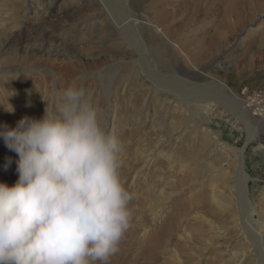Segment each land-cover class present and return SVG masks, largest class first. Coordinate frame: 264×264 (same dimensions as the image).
Returning a JSON list of instances; mask_svg holds the SVG:
<instances>
[{"label":"rangeland","instance_id":"1","mask_svg":"<svg viewBox=\"0 0 264 264\" xmlns=\"http://www.w3.org/2000/svg\"><path fill=\"white\" fill-rule=\"evenodd\" d=\"M118 1L115 11L104 8L99 26L88 20V12L79 13L80 0H53L51 5L49 0H0V133L14 129L23 117L42 118L46 102L58 106L66 88L83 86L92 94L103 124L113 128L121 142L120 176L134 195L130 227L119 249L136 246L128 258L116 254L108 264L134 257H139L138 264H178L174 255L181 264H259L261 255L264 264V248L258 254L254 240L243 232L244 211L232 188L242 162L252 208L250 229L256 231L259 225L264 247V112L247 101L256 95L257 103L264 105V0H147L138 10L149 48L146 61L162 72L179 71L184 64L188 83L195 87L189 86L188 96L178 92L174 82L135 76L126 56L100 54L95 59L111 37L104 30L111 16L123 18L124 7L133 11L130 0ZM154 9L159 21L151 17ZM41 29L50 38L33 42L30 36ZM61 46L71 53L53 51ZM197 72L198 80L193 76ZM196 86L203 89L199 98ZM251 124L258 135L246 143ZM2 143L0 135V184L12 187L19 179V156ZM157 204L158 213L152 216ZM195 217L226 229L227 242L210 238L212 227ZM184 232L195 243L183 251L176 243ZM202 233L204 240L196 238ZM163 234L172 240L158 247ZM211 239L219 244L206 249ZM184 252H196L197 257L191 261Z\"/></svg>","mask_w":264,"mask_h":264},{"label":"clouds","instance_id":"2","mask_svg":"<svg viewBox=\"0 0 264 264\" xmlns=\"http://www.w3.org/2000/svg\"><path fill=\"white\" fill-rule=\"evenodd\" d=\"M0 135L19 156L15 185L0 184V264H108L134 195L120 176L121 142L92 94L70 85L42 118Z\"/></svg>","mask_w":264,"mask_h":264},{"label":"bare ground","instance_id":"3","mask_svg":"<svg viewBox=\"0 0 264 264\" xmlns=\"http://www.w3.org/2000/svg\"><path fill=\"white\" fill-rule=\"evenodd\" d=\"M52 1L53 0H49V5L52 4ZM80 1H81V4H80V8H79V13H82L84 11L88 12V18H89L88 20H90L92 22L94 21L95 23L97 22V25H99V26H102V22L100 20L101 16L102 15H106L104 8H106L107 11H109V10L114 9L116 5H120V4H118V2H119L118 0H80ZM146 1L147 0H141V1H137L136 2L135 0H130V4L133 7V11L129 10L130 7H124V9L126 11H125V16L123 18H121V17H115L114 18L113 15L111 16V17H113V19L112 20L109 19L108 23H106L107 26L104 29V30H107V33H108L107 35H109L111 37H108V38L106 37L105 44L107 43V45L104 48H102V51L100 53L97 52L96 56L94 55L95 59L98 58V56L100 54L103 57H108V58H111V59H118V58L121 59L122 57L126 56L132 62V67L134 68L135 76L138 77V75L140 74V78H141V74H143L144 75L143 78L145 80L147 78L149 81L152 82L153 81L152 80V75H153L155 77L157 76V78H162L163 81L164 80L166 82L170 81L171 83L174 82L176 84V86L178 87L177 91L181 92L182 95L188 96L190 94V92L188 90H189V86L191 84L188 83L189 82L188 79H187L188 74H187V71H186L185 67L183 66L184 64L181 63V65L179 66V71L162 72V70L156 68L157 66L155 67L154 64H152L149 60L146 61V57H147L146 55H147V51L149 50V48H148V46H147V44L145 42V38H144L145 36H144V33H143V29H142L143 26L138 24V21H137L138 10H140L143 7V4H145ZM154 10H155V12L153 13V15L151 17L152 18H157V20L159 21V19H160V15L158 14L159 12L156 11V9H154ZM112 11H115V10H112ZM99 29H100V27H99ZM155 29L157 30V32H159L162 35H164L165 39L168 42H170L172 44L175 43L174 40H172L171 37L166 34V31L160 25H155ZM96 35H97V33H96ZM29 36L30 35L24 37V39H22L21 41L25 42L31 37L33 42L36 41V42H44V43H46L45 40H48L50 38V35L47 32H45L44 29H41L36 34H34V35L30 36V37ZM92 39H95V38H92ZM46 46L47 45H44L42 48L44 49V48H46ZM176 47L178 48L179 53H181V55H183L184 59L188 60V58H187L188 55L186 56V54L184 53L183 49L181 48V45L177 43ZM46 51L48 52L49 49H46ZM53 51L55 53H57V54H67L68 55V54L71 53V51L66 49L65 46H61L60 49H55ZM148 57H149V55H148ZM182 62H184V61H182ZM70 63L74 64L75 62L73 63V62L69 61V64ZM186 63H187V61H186ZM197 69L199 70V67ZM138 71H140V72H138ZM193 76L198 80L200 78V76H201V73L197 72ZM222 84L223 83H221V87H222V89H224L225 87L223 88ZM195 85H196V83H195ZM190 87L192 88L193 86H190ZM193 88H195V87H193ZM202 90H203L202 87L196 86L197 98L200 97V93L202 92ZM221 96H223L224 99L227 100L228 102H231V100H230V98L228 96H226L224 94H222ZM112 130H113V128H112ZM247 130H248V136H247V139H246V143L251 141L252 139H255L257 137V135H258V130L256 129V127L252 126V124L250 126H248ZM2 144L5 145L4 143H2ZM7 154L8 153H6V150L3 149V154L2 155L5 158V163L8 160V155ZM166 156L168 158H170L171 155H166ZM148 160H150V159H148ZM247 182H248V176L243 171L242 162H241L239 167H238V175L236 177L235 184L232 185V188L235 189V192L237 194L238 202L241 205L242 210L244 211V216L241 217V220H242L241 224H242L243 232H244V234H246L247 237H249L252 240H254L255 246L258 249V254H260V252H261L260 249H263L264 247H263V242H262V235H261V232L259 231V225H256V229H258L256 231H252L250 229V225H249V224H251V221H252V219H251L252 217H251V214H250V210L252 208L250 207L249 203H247V198H246V192H247L246 191V185H247ZM213 200L215 202L216 198L213 197ZM158 207H159V204L155 205L151 209V215L152 216L155 215L156 213H158L157 212ZM195 218L200 224L204 223V224L209 225V226L212 227V230L214 231V233L210 236V238H213V236H215V238L219 236L218 240L220 238H223L224 242H227L228 238L226 237V234H225L226 233V229L219 227L218 225L213 223L212 220L204 219L203 217H195ZM172 229H173V227H172ZM260 230L262 231V229H260ZM166 235L167 234H163L161 236L162 239H160V241L158 242V244H157L158 247H162V246H164L166 244V242L172 240L171 237L166 238L167 237ZM182 235H183L182 238H180V240L177 241L176 246L181 247L183 249V251H184V250H187L186 248L188 246L194 244L195 241L193 240V237L191 236V234H189L187 232H184ZM196 238H198L199 240H204L205 236L202 233V234H198V236ZM184 239H185V241H183ZM186 244H187V246H186ZM218 244H219V242L218 243L216 242V244H215L212 241V239H211V241H209L207 243L206 249L209 248V247H214L215 245H218ZM127 246H128V248L127 247L126 248L122 247L120 249V251L117 253V257L118 258H121V257L124 258V257H127L128 255H130V253L132 252L131 249L135 248L136 244L131 245V246H130V244H127ZM190 249H193V248L191 247ZM184 253L187 256H190V260L191 261L193 259V256L196 255V257H197V253L196 252H193V253L184 252ZM236 255H237V252L234 251V253L231 255L232 259H234L236 257ZM152 256H153L154 259L157 258V256L155 254H152ZM174 257H175L174 258L175 261H177L178 264H181V262L179 261L177 256L174 255ZM138 258L139 257H136V258L134 257L132 259V261L127 262V263L122 262L121 264H138L139 263ZM122 261H124V259ZM172 261H173V259H172ZM231 262H233V260H231ZM258 262H259V264H263V262L261 261V255L260 256L258 255ZM118 263H119V261H118Z\"/></svg>","mask_w":264,"mask_h":264},{"label":"built area","instance_id":"4","mask_svg":"<svg viewBox=\"0 0 264 264\" xmlns=\"http://www.w3.org/2000/svg\"><path fill=\"white\" fill-rule=\"evenodd\" d=\"M247 101H250L249 105L254 106L256 109H260L262 112H264V105H259L257 103V96L256 95H252L250 98H247Z\"/></svg>","mask_w":264,"mask_h":264}]
</instances>
